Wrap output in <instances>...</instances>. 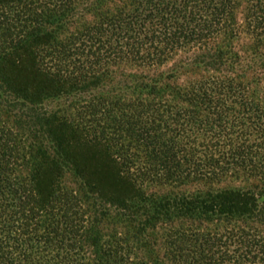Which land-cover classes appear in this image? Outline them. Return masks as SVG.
I'll return each instance as SVG.
<instances>
[{"label": "trees", "instance_id": "trees-1", "mask_svg": "<svg viewBox=\"0 0 264 264\" xmlns=\"http://www.w3.org/2000/svg\"><path fill=\"white\" fill-rule=\"evenodd\" d=\"M241 15L258 36L251 52L234 43ZM0 25L9 29L0 51V112L8 96L31 114L26 122L0 119V264H153L132 257L126 234L90 226L83 198L62 184L71 173L97 194L84 151L96 147L111 186H125L110 205L138 224L137 235L158 229L152 220L243 225L214 232L171 225L164 246L172 264H264V235L248 223L264 224V97L256 76L257 68L264 73V0H0ZM180 51L186 57L167 72H115L161 65ZM184 66L228 75L195 88L184 108L166 99ZM72 95H89V122L101 130L94 138L91 125L38 112L41 100ZM106 121L120 129L109 131ZM239 171L259 184L142 195L148 182Z\"/></svg>", "mask_w": 264, "mask_h": 264}, {"label": "rangeland", "instance_id": "rangeland-1", "mask_svg": "<svg viewBox=\"0 0 264 264\" xmlns=\"http://www.w3.org/2000/svg\"><path fill=\"white\" fill-rule=\"evenodd\" d=\"M42 2L47 3V0H42ZM247 26V20L241 15L239 20V26L236 27L237 33L234 39L236 50L244 49L246 51L248 50L251 52L252 50L250 47L252 46L254 41L258 39V36L253 35V33L247 28ZM8 30L9 29H7L6 27L0 25V51L2 48H4V45H2V39H5V37H8L9 35ZM184 54V51H180L176 56L173 57V59L166 61L161 65H155L152 67L149 65H141L139 67L131 64H125V66L122 65L118 69H115V72L119 75L124 73L125 69L128 73L146 75L148 74L151 76L157 75L158 73L169 71L175 64H177L186 57V55ZM189 69L190 68L184 66L178 70L176 74L177 77L175 76V79H173V81H170V85L171 87H173V92L169 93L170 96H167L166 98L168 101H171L172 104L177 106L179 105L184 108H190L187 98L194 97L193 94L195 88H198V86L206 84L209 81L223 79L226 75H228L225 73L218 74L206 70L205 68H203L202 70L193 68L190 69V71L188 72ZM256 76H258L261 80V85L257 87L260 91L258 94L264 97V73L260 72L259 68H257ZM120 81L123 82L124 80ZM6 97L7 98L5 102H2L3 111L0 112V119L3 118L6 120V117H8L9 120L13 121L20 117V115H22L21 119L23 120V122H26L28 120L27 118H29L31 115L28 109L29 105H20L17 99H14V97ZM89 100V95L75 97L73 95L63 96L55 99L41 100V103H38L39 105L37 104V107L39 110L38 112H45L47 113V116L57 114L61 118H65L73 122L79 121L80 124H85V126L87 127L91 125L90 127L93 130L89 129V138H94L99 132H101V130L98 129V125L96 123L90 124L89 122L91 120L89 119L88 113L89 111H91V109L86 108L89 106V103L87 105L86 101ZM103 124L109 126V131L111 132H115L116 130L120 129V127L117 125L111 126V123L109 121H106V123L103 122ZM21 126L24 125L22 124ZM20 131L21 133H26L27 129L23 128V130ZM121 132L124 133L123 131ZM25 136L28 140L33 142L29 134L26 133ZM124 140L125 142H127L129 139L127 136H125ZM100 150L102 151L103 148H101ZM100 150L98 147H96V149L84 150L85 153L88 155V158H91L89 160H93L91 165L97 169L90 172V176H92L93 181L97 183V187H94V191H96L97 194H94L93 196L91 195V193H89V191H83V188H81V183L78 181V179L76 180V178H74L75 175L71 173H67L63 177L62 184L63 186L69 189L77 191L79 195L83 198L82 201L83 203H85L83 210L86 211L88 215H90L91 213V216H89L90 226L97 227V229L106 236L113 234V232L115 231H119L120 233L126 234L127 237H129L130 241H132V244L134 246L133 251H131L132 257H136L138 259H150L151 261H153V264H172L170 261L167 260L168 253L164 246V240L166 236L165 229L170 228L171 225L177 228L183 227L184 229L191 230L195 228H201L204 232H214L215 230H223L228 229L229 227H239L242 225L238 221L226 223L218 222L216 221V219L212 221L203 222L202 224H191L187 220H178L177 222H172L168 225L161 224V222L159 223L156 220H152L151 223L155 224V226H158V229H150L144 235H137L135 230L137 229L138 224L136 222L129 223V221L126 220L125 217H122V210L120 208L111 207L110 205V202L113 200V198L116 199V196L120 197V194L122 193V190L125 188V186H111V181L110 179H108V171L110 172V167L106 165V162L105 164H103L104 159H102L103 162H98V158L94 157V153H97L98 151L100 152ZM142 151L140 153V157L146 154V152L143 151L142 153ZM106 160L108 161V159ZM104 165H106V167ZM20 173L27 174L28 170H20ZM98 183L100 184L98 185ZM258 184V179H252V177L249 178V175H247L243 171H239L238 173H232L229 176L218 179L192 177L179 183L160 184L148 182L143 185L142 195L146 196L147 198H160L165 196L174 197L175 195L186 194L205 195L210 192L239 189L243 187L249 189L251 187L257 186ZM98 191H100V194ZM261 191L264 192L263 187L261 188ZM93 199L94 201H92ZM151 212H153V216L155 215L154 212L156 211L153 210ZM93 217H95L94 221ZM156 217L158 216L156 215ZM248 223L252 224L253 227H257L259 229V232L264 235V224H257L255 222ZM134 238L138 240H135ZM92 252V248H87L88 256H92Z\"/></svg>", "mask_w": 264, "mask_h": 264}]
</instances>
